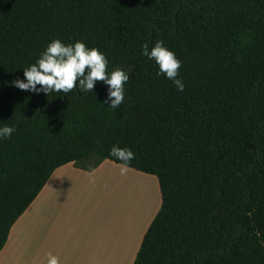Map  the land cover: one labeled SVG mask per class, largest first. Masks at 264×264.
I'll use <instances>...</instances> for the list:
<instances>
[{
    "label": "trees",
    "instance_id": "1",
    "mask_svg": "<svg viewBox=\"0 0 264 264\" xmlns=\"http://www.w3.org/2000/svg\"><path fill=\"white\" fill-rule=\"evenodd\" d=\"M53 39L130 68L118 109L103 81L47 96L11 86ZM157 40L181 61L182 92L141 55ZM5 124L0 252L57 169L119 165L115 144L159 188L134 264H264V0H0Z\"/></svg>",
    "mask_w": 264,
    "mask_h": 264
},
{
    "label": "rangeland",
    "instance_id": "2",
    "mask_svg": "<svg viewBox=\"0 0 264 264\" xmlns=\"http://www.w3.org/2000/svg\"><path fill=\"white\" fill-rule=\"evenodd\" d=\"M66 168L55 174L54 204L43 217L56 240L32 262L51 254L59 262L134 264L160 210L156 178L131 169L122 175L111 163L92 174Z\"/></svg>",
    "mask_w": 264,
    "mask_h": 264
},
{
    "label": "clouds",
    "instance_id": "3",
    "mask_svg": "<svg viewBox=\"0 0 264 264\" xmlns=\"http://www.w3.org/2000/svg\"><path fill=\"white\" fill-rule=\"evenodd\" d=\"M141 55L155 63L158 76L163 75L170 80L177 91L184 90V83L178 73L181 61L164 46L163 41L157 40L151 47L148 43L143 44ZM107 63L101 51L95 47H87L82 41L65 44L59 39H53L39 54L35 63L22 69L23 79H15L10 84L19 90L44 93L47 96L50 93L68 94L74 87L82 94L91 93L95 82L103 81L107 86V94L102 103L114 111L124 102L130 68L108 71ZM15 131V126H0V140L11 138ZM109 156L119 161L122 175L135 159L129 148H121L115 144L109 149ZM47 264H59L58 258L49 254Z\"/></svg>",
    "mask_w": 264,
    "mask_h": 264
},
{
    "label": "crops",
    "instance_id": "4",
    "mask_svg": "<svg viewBox=\"0 0 264 264\" xmlns=\"http://www.w3.org/2000/svg\"><path fill=\"white\" fill-rule=\"evenodd\" d=\"M106 163L111 162H103L98 169L106 165ZM111 164L115 165L114 163ZM69 166H71L74 171H79L71 164L57 169L52 174L36 199L13 225L8 235L7 242L0 252V264H47V262H32V260L35 256H39L41 252L46 249L45 247L51 245L56 240L55 234L50 233L52 230L49 231L48 229H45V226H43V217L45 216V213L49 211V208L52 206V204H54V188L56 186L54 178L55 174L63 171V169H67L66 167ZM98 169H96L94 172H96ZM58 184L57 188H59ZM50 238H52V241ZM53 253L55 252L53 251ZM16 259L19 260V262H14ZM46 260H48V258ZM59 264L80 263L59 262Z\"/></svg>",
    "mask_w": 264,
    "mask_h": 264
}]
</instances>
